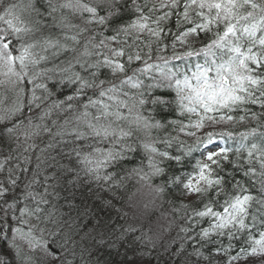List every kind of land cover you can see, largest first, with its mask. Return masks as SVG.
Instances as JSON below:
<instances>
[{"label": "snow or ice", "instance_id": "obj_1", "mask_svg": "<svg viewBox=\"0 0 264 264\" xmlns=\"http://www.w3.org/2000/svg\"><path fill=\"white\" fill-rule=\"evenodd\" d=\"M173 17L175 31L166 27ZM173 105L195 117L180 122L196 139L180 142L179 154L155 147L171 148L174 138L151 136ZM249 118L264 119V0H0V243L12 253L0 264H106L105 249L126 255V245L143 243L135 228L117 231L100 218L110 203L93 201L122 184L116 170L141 150L130 170L140 182L201 198L177 234L173 264L264 257V139L242 161L244 144L233 159L216 143L232 132L204 131ZM197 151L191 171L167 175ZM157 176L164 186L153 188ZM62 205L97 221L91 247L76 239Z\"/></svg>", "mask_w": 264, "mask_h": 264}, {"label": "trees", "instance_id": "obj_2", "mask_svg": "<svg viewBox=\"0 0 264 264\" xmlns=\"http://www.w3.org/2000/svg\"><path fill=\"white\" fill-rule=\"evenodd\" d=\"M156 2H159V0H156ZM128 15L129 13H124L125 19H127ZM174 20L175 17H173L172 21H169L166 27L172 26L175 31ZM196 46H199L198 41L196 42ZM177 48L180 51L183 50L179 45ZM254 111L258 114L260 113L259 108H254ZM232 114L237 117L243 115V113ZM156 119L158 121L162 120L164 127L152 129V137H161L163 132L166 131V128H170V125H172L176 128L178 133L177 138L179 140L188 145H193L195 143V137L188 136L185 132L179 131L180 122L183 121L186 124L189 119L194 120V116L190 117L187 114L181 115L175 109V105H173L171 110L165 111L163 119L159 115L156 116ZM223 126H225V128L220 129ZM253 128L257 129L256 134L254 136H249L247 140H242L240 134L249 132ZM207 129L208 131L214 132H232L233 136H239V139L237 140L233 139V137L232 139H229L228 137L224 138L228 140L227 142L235 143L234 147L230 148L232 151L229 153L233 159H236L237 155L232 156L231 153L233 150L237 149V147L240 148L241 144H244L249 148L251 143L255 142L261 144V140L264 139L260 136V133L264 131V119L262 118H249L243 122H240L239 119H237L234 122H224L219 125H213ZM185 131H188V129ZM221 141L225 143L224 140ZM155 147L161 151L165 149L162 147L161 143H157ZM244 148H241L243 152H240L239 154L242 161L247 155ZM173 152L178 154L175 150ZM144 156H146V153L141 150L134 157V162L126 164L124 169L116 170L119 173V177L124 178L122 184L118 178L117 184L119 186L115 187L114 190H103L100 191L96 197H93V201L98 205L104 206L105 202L111 204V207H105L103 212H97L101 219L106 220L111 224H115L117 231L121 228H128L131 226L136 229V232L134 233L135 236L139 237L143 234L146 237L143 243L126 245V248L128 249L126 255L125 247H119V254H117V248L105 249L103 259L106 264H126L127 260H131L134 257H143L145 264H173V259L170 258L169 254L173 251L176 245L180 243L177 237L180 228L187 227L184 223V218L186 214H190L193 209L199 205L201 198L192 197V200H187L188 195L183 194L182 186L179 188L173 186L171 192H169L168 187L165 186L163 193H156L145 183L140 182L134 174H131L130 170L138 167ZM199 156L197 158H200ZM156 159L159 160L160 158L157 156ZM168 163L167 160L164 161L165 166H167ZM144 166L147 168L146 159L144 160ZM175 166L176 165L167 169V175L176 173L183 176L185 172L192 170V167H189L185 171H180V168ZM149 183L152 184L153 188L156 186H164L162 178L159 176L154 177ZM242 183H245V181L242 180ZM251 190L255 191V189ZM142 191L143 193H141ZM143 196H145V198ZM155 204L161 205V210L158 211L156 208L152 207ZM59 213L63 214L64 218L72 225L71 230L73 232L79 231V235L76 239L81 241V238H83L82 246L86 243L88 247H91L92 238L96 236L93 227L97 224V221L93 219L92 216H83L82 213L78 216L75 209H72L69 212L67 205L60 206ZM89 221H91V223H89ZM172 221H176L177 225H174ZM202 226L207 227V224H203ZM156 229H158V234L156 233ZM64 230L68 231L67 226H65ZM99 231H104V229H99ZM180 235H183V233H180ZM147 238H151V241L149 242ZM224 244H227V240L224 241ZM189 251H191V249H189ZM146 252L151 253V255H146ZM11 258V250L3 243H0V259L8 260ZM225 259L226 257L223 255L215 257L217 264H223ZM85 260H87V253H85ZM262 260H264V257H253L248 261V264H261ZM13 264H18V262L13 261ZM51 264H59V262L52 260ZM241 264H244V262H241Z\"/></svg>", "mask_w": 264, "mask_h": 264}, {"label": "bare ground", "instance_id": "obj_3", "mask_svg": "<svg viewBox=\"0 0 264 264\" xmlns=\"http://www.w3.org/2000/svg\"><path fill=\"white\" fill-rule=\"evenodd\" d=\"M88 2H89V3H94L95 0H88ZM76 22L78 23V19L76 20ZM177 134H178V133H177L176 128H175L174 126L170 125V128H169V127L166 128V131L163 132V134L161 135V137H172V138H174V143H173V145H172L171 148H166V146H165L164 144H162V147L165 148V149H163L162 151H164V150H168L170 153H172V152L175 150V151H177L178 154H179V151H178L177 145H178L180 142H183V141H181V140H179V139L177 138ZM139 135L141 136V138L144 136L143 133H140ZM233 139L237 140V139H239V136H238V135L233 136ZM224 141H225V145H223L222 143L217 142V141H216V143L219 144L220 146H224V147H228V148H232V147H234V145H235L234 142H227V141H228L227 139H224ZM183 144H184V145H188L187 143H184V142H183ZM209 147L214 148V147H216V144L210 145ZM237 148H238V147H237ZM247 148H248V146H245V148H244V151H245L246 154H247ZM241 152H243V150H241ZM231 154H232V156H233V155H237V154L235 153V150H233V152H232ZM199 155H200V154H199V151H197V152H193L192 156L188 158L189 160H191V164L187 165L183 170L185 171L187 168L192 167V165L195 164V160H196V158H197ZM199 157H200V156H199ZM175 167H179V168H180V166H178V165H176ZM180 171H182V170H180ZM144 186H146V185H144ZM141 193H143V191H142ZM143 197L145 198V196H143ZM152 207L156 208L158 211L161 210V208H162V206H161V205H158V204H155V205H153ZM151 216H152V214H151ZM172 222H173L174 225H177V222H176V221H172Z\"/></svg>", "mask_w": 264, "mask_h": 264}, {"label": "rangeland", "instance_id": "obj_4", "mask_svg": "<svg viewBox=\"0 0 264 264\" xmlns=\"http://www.w3.org/2000/svg\"><path fill=\"white\" fill-rule=\"evenodd\" d=\"M224 128H225V126H223V127L220 128V129H224ZM204 131H208V129L206 128ZM202 134H203L202 132H201V133H197V135H202ZM191 198H192V197H189V196H188L187 200H192ZM156 231H157L156 233L158 234V229H156ZM23 251H24V252H28V251H29V249H28V247H27L26 245L24 246Z\"/></svg>", "mask_w": 264, "mask_h": 264}]
</instances>
